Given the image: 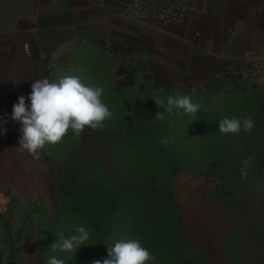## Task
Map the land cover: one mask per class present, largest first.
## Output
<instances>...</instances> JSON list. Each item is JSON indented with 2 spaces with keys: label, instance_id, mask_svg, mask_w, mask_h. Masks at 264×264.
<instances>
[{
  "label": "rangeland",
  "instance_id": "374dc122",
  "mask_svg": "<svg viewBox=\"0 0 264 264\" xmlns=\"http://www.w3.org/2000/svg\"><path fill=\"white\" fill-rule=\"evenodd\" d=\"M123 15L132 18L133 14ZM133 19L146 22L149 18ZM106 44L102 47L104 56L116 62L105 52ZM107 45L115 55L122 54L118 62L127 64L122 74L123 86L127 87L128 63L143 60L138 54L115 49L109 42ZM74 60L80 62L77 54ZM96 60L95 55H82L83 66L90 72ZM80 67L73 68L72 74H83L85 78L87 69ZM139 76L137 81L142 82L143 71ZM103 82L106 98L102 102L112 112L104 122L105 134H110L108 128L114 124L119 108L131 116L130 124L120 122L116 128L119 133L113 132L116 137H124L115 147L114 164L104 170L108 172L101 182L105 187L91 190L86 184L76 190L60 179L49 190L42 175L32 177L21 172L22 190L21 184L16 185L17 166L3 164L8 171L2 173L0 168V264H45L50 256L63 259L65 264H92L108 258V246L132 239L139 240L156 257L150 264H264V90L260 98L249 93L257 92L250 90V84L217 83V88L210 86L208 91L194 93L192 101L201 105L194 117L176 111L161 122L155 115L166 113V109L153 98L166 102L169 95H186L189 91L176 89L175 84H155V88L148 89L137 83L130 97L126 98L125 91L122 98L123 90L118 89L116 100L108 101L114 94L106 79ZM217 94L231 99L221 100L215 97ZM229 108L247 111L255 125L251 132H219V120L225 117H216L215 111ZM165 138L168 142L162 143ZM226 144H232L233 150H227ZM231 152L242 153L240 161L231 160L239 163H229L225 154ZM249 156L254 159L248 165L247 178L242 180V161ZM14 159L13 154L9 162ZM85 168L94 170L93 165ZM179 169L189 171L190 176L178 174ZM111 170L119 179L109 175ZM109 215V226L99 229L103 225L99 222H107ZM77 226L90 232L88 244L76 253L53 252L51 244L57 240L56 233L68 237ZM231 226L246 240V252L241 257L230 254V258L225 253L230 232L226 229Z\"/></svg>",
  "mask_w": 264,
  "mask_h": 264
},
{
  "label": "crops",
  "instance_id": "0c3cea01",
  "mask_svg": "<svg viewBox=\"0 0 264 264\" xmlns=\"http://www.w3.org/2000/svg\"><path fill=\"white\" fill-rule=\"evenodd\" d=\"M131 1L106 0L102 4L101 0H0V168L5 173L8 170L3 164L17 166V186L23 183L19 174L27 172L32 177L42 175L49 190L54 187L53 182L60 179L64 180V185L76 190L83 189L86 184L91 190L92 187H105L101 182L108 172L104 173V170H110L109 166L114 164L115 147L124 137H116L114 133H119L116 128L120 122L130 124L131 116L123 109L117 110L114 126L108 128L110 134H105L104 125L102 129L91 132V128L86 127L79 136L69 130L59 144L45 145L39 159L18 149L21 124L11 118L13 107L21 95L30 104L27 98L34 80L47 78L50 82L58 81L64 76H74L72 69L79 68V65L87 69L83 66L82 55L92 54L98 60L89 68L91 72L87 69L85 78L83 74L76 76L86 85L102 87L103 79H106L112 88L111 94H114L108 101L116 100L118 89L123 90L120 92L122 98L125 91L126 98L130 97L137 83L148 89L155 88V84L206 83L216 71L248 51L264 58V0H190L188 12L181 23L151 19L139 22L125 17L124 13L130 14ZM164 1L153 0L156 4ZM90 40L92 42L88 43ZM27 42L34 53L47 52V58L26 53L24 45ZM108 42L115 49L138 54L140 61L143 60L128 63L127 87H124L126 85L122 79L127 64L104 56L102 47ZM75 54L80 62L74 60ZM49 59L55 61L53 75L47 72ZM139 70L143 71L142 82L137 81L141 74H138ZM211 86L217 88L219 85L215 83ZM249 88L257 91L249 92L251 95L262 98L264 69L254 76ZM185 93L194 99L195 92ZM224 95L217 94L215 97L231 99ZM105 98L103 94L102 101ZM215 113L218 118L236 117L241 121L248 117L246 110L237 108L216 109ZM112 128L115 130L112 131ZM241 132H244L243 129ZM224 147L233 150L232 144ZM13 154L14 162H9ZM241 154L231 152L225 157L230 164L239 163ZM232 159L239 161L233 162ZM181 160H177V165ZM91 165L94 170L88 171L85 166ZM98 172L102 173L101 176ZM179 173L190 176V172L184 169H179ZM114 174L111 170L109 175L114 177ZM53 176L60 178L54 179ZM21 189L24 190V184H21ZM25 194H28V190ZM110 213L114 214V210ZM109 220L110 215L107 222H99L103 225L98 228L108 227L111 223ZM226 230L230 231L225 242L227 257L230 254L241 257L246 252V240L235 226Z\"/></svg>",
  "mask_w": 264,
  "mask_h": 264
},
{
  "label": "clouds",
  "instance_id": "9594fccd",
  "mask_svg": "<svg viewBox=\"0 0 264 264\" xmlns=\"http://www.w3.org/2000/svg\"><path fill=\"white\" fill-rule=\"evenodd\" d=\"M131 6V4H130ZM48 72V70H47ZM49 74V72H48ZM50 75V74H49ZM32 91L27 99L21 95L13 107L11 118L21 124L18 149L28 152L34 159H39L45 145L59 144L71 130L76 136L86 127L102 129L104 122L111 118L112 112L102 102L104 88L93 84H84L78 76H64L58 81L37 79L31 85ZM166 113L157 112L155 118L164 121L166 115L180 114L195 116L201 105L187 95H169L164 99L153 98ZM254 121L247 117L243 121L236 117L219 120L221 134H239L241 130L251 132ZM5 132L7 129L4 130ZM163 139L162 143H167ZM254 157L242 161L241 179L248 176V165ZM259 182L257 189L259 190ZM57 240L51 244L53 252H77L88 244L90 232L84 226H77L73 234L65 237L63 232L56 233ZM108 258L95 260L92 264H150L156 257L139 240H119L107 247ZM45 264H65L63 259L50 256Z\"/></svg>",
  "mask_w": 264,
  "mask_h": 264
},
{
  "label": "built area",
  "instance_id": "2783aa9c",
  "mask_svg": "<svg viewBox=\"0 0 264 264\" xmlns=\"http://www.w3.org/2000/svg\"><path fill=\"white\" fill-rule=\"evenodd\" d=\"M189 1L190 0H165L163 5L156 6L157 4L154 3L153 0H132L130 14L141 16L143 19L148 17L149 19L158 21L181 23L188 12ZM105 2L106 0H101L102 4ZM133 15H131L132 18L135 17ZM24 49L26 53L34 56L38 55L44 59L48 56V53L45 51L34 53L29 43H25ZM105 52L111 54L117 60L122 55H115V52L107 44L105 45ZM263 69L264 58L252 51H248L241 58L216 71L206 83L190 85L177 84L176 89L189 92L208 91L210 86L215 83L244 86L250 84L254 76ZM47 70L50 75L54 74L55 61L53 59L47 61Z\"/></svg>",
  "mask_w": 264,
  "mask_h": 264
}]
</instances>
